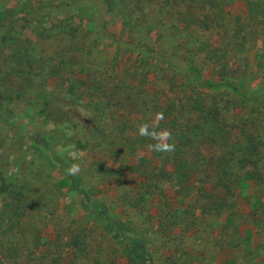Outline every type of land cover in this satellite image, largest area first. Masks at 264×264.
Instances as JSON below:
<instances>
[{"label":"rangeland","instance_id":"rangeland-1","mask_svg":"<svg viewBox=\"0 0 264 264\" xmlns=\"http://www.w3.org/2000/svg\"><path fill=\"white\" fill-rule=\"evenodd\" d=\"M111 2L107 11L99 1L96 7L84 0H0V239L8 233L13 237L8 250L0 247V264H19L20 251L21 264H42L41 253L66 254L72 234L86 220L79 217L74 223L65 211L80 214V206L94 215L87 224L90 245L84 250L101 264H123L115 256L124 244L134 247L138 264H264V220L247 217L252 202L264 207V156L262 162H237L249 158L243 141L264 134V114L228 89L208 87L229 83L264 97V0ZM176 46L178 56L200 70L205 88L196 93L194 80L184 78L182 69L144 63L128 50L151 49L166 56ZM75 47L82 54L72 53ZM110 64L112 76L106 72ZM137 66L138 73L149 75L153 93L138 96V106L136 98L127 99L129 84H140L133 74ZM152 66L166 72L174 98L183 95L185 106L197 99L207 109L212 100L218 101L222 125L199 129L195 141L201 183L189 179L183 181L184 189L170 191L178 203L182 200L175 220L161 219L167 208L159 201V190L154 191L155 201L151 199L146 179L150 154L135 139L137 125L145 121L142 113L160 114L165 105L164 83L155 79ZM101 73L105 82L99 81ZM41 94L64 95L79 103L114 94L113 120L108 116L98 121L90 151H80V133L46 122L36 99ZM211 115L204 117L210 121ZM84 124L83 137L93 123L87 118ZM232 143L237 150L243 147L237 155L226 154ZM131 148L135 153L129 156ZM207 159L212 172L232 173L223 197L210 190ZM243 164L259 176L244 181ZM223 198L229 205L225 215ZM98 203L109 211L97 212Z\"/></svg>","mask_w":264,"mask_h":264},{"label":"trees","instance_id":"trees-1","mask_svg":"<svg viewBox=\"0 0 264 264\" xmlns=\"http://www.w3.org/2000/svg\"><path fill=\"white\" fill-rule=\"evenodd\" d=\"M99 1V6H105V9L109 11L111 9V0H84V3L92 2L94 6H98L97 2ZM98 6V7H99ZM104 9V10H105ZM101 10V9H100ZM101 36H104V34L100 32ZM73 38V39H72ZM72 41L75 37L72 36ZM105 40H108L114 44L116 42L118 45H124L121 43L119 44L115 39L106 37ZM76 48V47H75ZM180 49V48H179ZM176 46L175 49H173L171 52H169L166 56L162 55H154L151 51V49L142 50L137 48H130L129 51H135L139 54L140 58H144L142 62H146L147 60L153 62L158 61L161 65H165L166 67L174 66V69H182L184 73V78H191L195 82L194 90H192V93H196L197 90L205 88V85L203 82H201V73L200 70L195 68L192 63L186 62L182 59L179 55L180 50ZM77 51V52H76ZM82 51L79 50L77 47L76 50H72V53L79 54ZM82 54V53H81ZM176 54V55H175ZM146 59V60H145ZM153 67V66H152ZM54 70V69H53ZM52 70V71H53ZM141 71L138 66L135 67V70L133 71V74L137 77L136 81H139V85H131L129 84L128 89V97L127 99L136 98V105L139 102L138 96H142V93L149 92L152 96V89L148 88L151 87L149 82V75H144L142 72L138 73V71ZM168 71V69H165ZM115 71L114 65L110 64L109 68L106 69V72L110 75L112 72ZM104 72V71H103ZM153 73L155 75V79L162 81L164 83L163 87L161 88L163 93L165 94V105H161V113L163 114V118L159 119L157 113L152 112H143V117L145 121L141 122V124L137 125L136 130V142L138 141L141 145L147 147L146 152L150 154V173L147 176L148 181V188L150 189L151 199L154 200L155 195L158 193L154 192L156 190H159L160 193V199L161 203H163V207L167 208L164 209V215L161 217V219H167V220H175L177 219V216L180 213V207L179 204L182 200H180V203H178V199L176 196L170 195V191L172 189H184L186 186H184L183 181L194 179L195 183L199 181L201 183V180L198 179V173L197 169L198 167V161H199V151L198 146L199 144L195 141V138L199 137V129L204 128L210 124H220L219 121V110H218V101L212 100V103L208 105V108L206 109L204 106H201L200 103H197V99H195L193 102H188V106H185V103L183 102V95L176 96L178 98H174L173 96V90L174 86H170L169 83V76L166 77V72L163 71V73H159L154 70L153 67ZM168 73V72H167ZM131 75V77L133 76ZM104 74L101 73L99 76V81L105 82V78L103 77ZM112 76V75H111ZM166 79V80H164ZM78 80V79H76ZM117 80L115 77H113V81ZM131 80V79H130ZM78 82L80 85L85 84L84 81H75ZM86 86V84H85ZM208 87L212 89H219L222 91H226L227 89L230 90L232 93L236 94L239 98L245 100V101H251L252 103L256 104L259 110L263 111L264 114V97H261L259 95H256L253 91L252 92H245L241 86H234L229 83H218L214 85H209ZM168 90V91H167ZM113 92V89L111 90ZM166 92V93H165ZM217 90L214 92L216 93ZM191 93V94H192ZM10 96V95H9ZM8 98H11L9 97ZM192 96V95H191ZM197 96V95H196ZM113 96L110 95L108 98H106L105 94L94 97L92 100V103H84L83 101L81 103L74 101L73 99L66 97V96H48L45 94H41L38 96L37 101L39 102L41 108L43 109V115L46 122H49L51 124H54L58 127H65V129L69 130L72 134H78L80 133V136L78 137V140L76 141V147L80 151L89 150L88 143L92 135L96 132H99L100 130V121L102 118H105L110 116V120H113L114 116V105L111 103V99H113ZM198 97V96H197ZM20 98V96H19ZM131 104V103H130ZM140 104V103H139ZM138 104V105H139ZM145 104V103H144ZM128 106V104H126ZM137 105V106H138ZM66 107H69V110H65ZM125 110V109H124ZM122 114V113H120ZM126 114V113H125ZM202 114V115H201ZM204 114H212L210 121L207 120V117H204ZM124 115V114H123ZM137 115V114H135ZM127 116L124 115V118ZM160 117V116H159ZM89 118L90 122L93 124L90 125L91 132H89L88 135L85 134L83 137V122L85 119ZM155 119L158 121L155 123ZM126 121V120H125ZM221 125V124H220ZM222 126V125H221ZM141 127V130H140ZM147 129L143 132L144 129ZM102 129V128H101ZM85 131V130H84ZM167 131L171 134V138H167L163 135V133ZM69 132V133H70ZM262 133L264 130L262 129ZM122 137H125V134L121 135ZM158 137L157 139H153V137ZM216 135H214L215 137ZM206 137V136H205ZM202 137V138H205ZM213 136H210V138H214ZM135 143V142H134ZM156 143H160L161 145L164 144H174V150L172 151H153L149 145H153ZM260 143L261 146L264 145V134L258 135L255 139H245L243 141L244 148L240 145L239 150H237L236 143H232L230 145V149L227 150L229 155H237V153H240L242 148L243 152H246L247 155L249 154V158L247 156L244 158L240 157L237 162L248 164L251 160H258L259 162H262L261 156L263 155L264 150H261V147H257ZM263 151L261 153V151ZM88 151V152H89ZM134 149L131 148L128 150L129 156L134 155L135 152H133ZM245 153V154H246ZM255 158V159H254ZM250 160V161H249ZM146 161L149 163V161L146 159ZM239 163V164H240ZM206 164V165H205ZM243 164V167H241V170L244 173L242 174L244 181H252L255 174L256 176H259V173L256 171L253 173V170L249 167L247 168ZM184 165L188 166V169L184 167ZM191 165V166H190ZM205 171L208 172L206 175L209 177V182L212 183L211 191L216 190L218 194L216 196L223 197L222 194H227L229 192V187L226 183L228 181H231V172L227 170H220V173L218 171L212 172L211 171V161L210 159H207V162L205 161ZM215 177H217L215 179ZM230 179V180H229ZM209 183V184H210ZM213 183H215L216 188H213ZM207 184V186H209ZM167 188V192H163L162 188ZM218 187V188H217ZM184 191V190H182ZM163 193V195H162ZM185 199V198H183ZM222 200L223 205H220L221 210L224 209V211L221 212L222 215H225V212L229 210V205L226 201V199H220ZM155 201V200H154ZM97 212L99 211H109V208L103 204L102 206L100 203H98L96 206ZM64 211L66 208L63 209ZM80 214H75L74 210H67L66 213H69L70 219L73 221L78 220L79 217H83V221L79 225L82 227L80 231H77V234H72L71 241L68 244V252L66 254L59 255L57 257L51 256L50 253L43 254L38 257L40 261H42V264H101L98 258L94 257L92 259L89 258V255L87 254V251L84 250L88 247L89 242V236L87 234V224L88 221L94 218V215H91V212L88 213L87 209H84L82 206H80ZM171 210H175L173 213L170 212ZM257 210V212H256ZM96 212V213H97ZM134 212H136L134 210ZM250 215L247 217H255V218H261L264 220V207L261 206V202L258 200L254 201L250 205ZM85 213L89 214V217L87 218ZM93 213V212H92ZM136 214V213H135ZM86 218H85V217ZM227 216V215H226ZM227 220H232L231 216H227ZM73 221V222H74ZM228 221H226L227 223ZM76 223V222H74ZM11 236V237H10ZM13 238L10 233L2 236L0 239V247L5 248V250H8L6 248V245L9 244V242H12V240H9ZM80 245L83 246V249H80ZM119 246V245H118ZM120 248L118 249V254L115 257H118V260L123 261V264H138V258L135 257V254L133 252V246L130 245H120ZM70 249V251H69ZM6 253V251H4ZM23 251L19 252V264L22 262V256ZM4 256L1 257L3 259ZM115 263V262H114ZM117 264V263H116Z\"/></svg>","mask_w":264,"mask_h":264},{"label":"clouds","instance_id":"clouds-1","mask_svg":"<svg viewBox=\"0 0 264 264\" xmlns=\"http://www.w3.org/2000/svg\"><path fill=\"white\" fill-rule=\"evenodd\" d=\"M158 116H160V118L162 119L163 118V114L160 113V114H157ZM163 135L167 138H171V134L167 131H165L163 133ZM158 137H153V139H157ZM149 147L153 150V151H172L174 150V144H164V145H161L160 143H156V144H153V145H149ZM71 171V169H70Z\"/></svg>","mask_w":264,"mask_h":264}]
</instances>
